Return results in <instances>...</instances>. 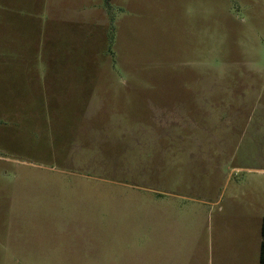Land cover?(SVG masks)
<instances>
[{"label": "rangeland", "instance_id": "rangeland-1", "mask_svg": "<svg viewBox=\"0 0 264 264\" xmlns=\"http://www.w3.org/2000/svg\"><path fill=\"white\" fill-rule=\"evenodd\" d=\"M264 0H0V264H260Z\"/></svg>", "mask_w": 264, "mask_h": 264}, {"label": "trees", "instance_id": "trees-1", "mask_svg": "<svg viewBox=\"0 0 264 264\" xmlns=\"http://www.w3.org/2000/svg\"><path fill=\"white\" fill-rule=\"evenodd\" d=\"M262 235L264 237V222H263V226H262ZM260 264H264V241H263L262 246H261Z\"/></svg>", "mask_w": 264, "mask_h": 264}]
</instances>
